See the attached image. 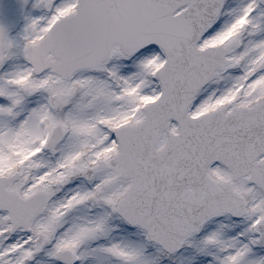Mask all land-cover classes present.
Listing matches in <instances>:
<instances>
[{
  "label": "snow or ice",
  "instance_id": "obj_1",
  "mask_svg": "<svg viewBox=\"0 0 264 264\" xmlns=\"http://www.w3.org/2000/svg\"><path fill=\"white\" fill-rule=\"evenodd\" d=\"M0 264H264V0H0Z\"/></svg>",
  "mask_w": 264,
  "mask_h": 264
}]
</instances>
